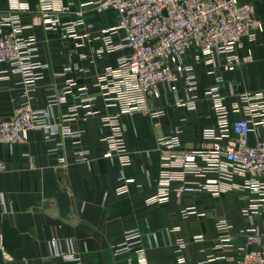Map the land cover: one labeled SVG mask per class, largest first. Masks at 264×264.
<instances>
[{
  "label": "crops",
  "instance_id": "crops-1",
  "mask_svg": "<svg viewBox=\"0 0 264 264\" xmlns=\"http://www.w3.org/2000/svg\"><path fill=\"white\" fill-rule=\"evenodd\" d=\"M44 1L0 0V21L19 4L29 8L23 18V24L29 26L31 14L39 13ZM241 1L253 3L264 21V0ZM46 2L63 24L78 20L83 24L73 36H65L61 28L47 30L43 23L28 31L35 36L39 64L35 70L38 79L31 89L32 104L35 109H46L68 83H76L73 94L78 98L69 105L54 106L51 113L61 127L84 131L82 143L89 162H75L79 145L73 139L62 134L48 138L41 130L32 132L25 144L4 147L7 169L0 175V264H73L66 260L70 255L87 264H237L251 249L247 234L255 227L264 234V215L251 222L243 214L251 201L248 197L235 191L220 197L207 190L179 194L181 184L175 182L168 202L147 205L146 201L159 191L163 173L157 145L160 137L178 133L182 151H192L212 145L214 140L206 137L207 131L219 135L214 100L208 94L211 87L219 89L231 122L246 116L243 95L264 91V34L256 43L246 42L254 50V59L234 72L212 68L204 59L189 55L186 62L194 67L196 92L188 93L183 81L175 85V92L162 86L161 97L148 101L150 112L122 115L131 160L123 165L118 156H104L109 146L103 140L102 120L118 115L120 107L98 86L106 69L117 67L118 53L100 54L98 49L105 46L99 39L101 30L115 27L118 15L110 8L99 10L94 0ZM25 80L0 64L1 117H11L25 99ZM77 88L86 91L81 94ZM193 96L197 97L196 109L179 105ZM71 104L80 106L76 115L70 112ZM235 105L240 106L239 112ZM152 112L161 116L153 118ZM60 157L67 160L65 168L59 164ZM121 177L128 179L124 195L116 193ZM5 217L22 238L13 253L2 243ZM222 220L232 226V241L223 246L218 242L221 233L217 227ZM132 230L141 235L144 260L136 252L138 247L117 252ZM180 241L184 247L178 252Z\"/></svg>",
  "mask_w": 264,
  "mask_h": 264
},
{
  "label": "built area",
  "instance_id": "built-area-1",
  "mask_svg": "<svg viewBox=\"0 0 264 264\" xmlns=\"http://www.w3.org/2000/svg\"><path fill=\"white\" fill-rule=\"evenodd\" d=\"M44 2L39 13L31 14L29 26L23 24L29 8L19 4H14L11 14L0 21V64L24 76L27 83L25 99L14 114L6 118L0 116V175L7 169L2 157L4 147L27 143L30 134L37 130L43 131L48 138L62 134L64 138L73 139L79 145L75 162H89V152L82 143L84 131L72 132L61 127L51 113L54 106L69 105L71 99L78 98L79 95L73 94L76 83H68L61 95L49 100L46 109H35L32 104L31 89L38 79L35 70L39 64L35 59L37 42L28 31L33 25L43 23L47 30L61 28L62 34L73 36L76 28L83 24L81 20L63 24L46 0ZM94 3L99 10L110 8L118 15L115 27L101 30L99 39L105 46L98 49L100 54L104 51L118 53L117 67L106 69L98 86L103 87L105 95L120 107L118 115L102 120V128L106 131L103 140L109 146L104 156H118L123 165L131 160L122 115L150 112L148 101L161 97L162 86L175 92V85L183 81L188 93L196 92L195 70L186 62L189 55L193 54L197 60L204 59L212 68L223 67L234 72L254 59V50L247 47L246 42L256 43L264 34V21L257 16L255 5L241 0H94ZM77 90L81 94L86 91L85 88ZM208 94L214 100L219 135L214 130L207 131L206 137L214 140L212 145L192 151H182L178 133L160 137L157 145L162 154L163 173L158 181L159 191L146 204L168 202L175 182L181 184L179 194L207 190L214 197H220L235 191L251 200L243 214L253 222L264 215V91L243 95L246 116L233 122L219 89L211 87ZM196 102L197 97L193 96L185 103L179 101V105L194 110ZM71 105L70 112L76 115L80 106ZM235 111H240L239 105H235ZM151 116L159 118L161 113L152 112ZM59 164L63 168L68 165L64 157L59 158ZM127 183L128 179L120 178L116 188L118 195L128 193ZM252 196L255 198L251 199ZM217 227L221 233L219 244H229L231 224L222 220ZM140 238L137 230L128 231L117 252L127 253L138 247L136 252L144 260ZM246 242L251 249L242 254L237 264H264V234L260 228H253ZM179 247L178 252L184 247L182 241ZM66 260L87 264L73 255ZM180 261L183 263L185 259L180 257Z\"/></svg>",
  "mask_w": 264,
  "mask_h": 264
},
{
  "label": "water",
  "instance_id": "water-1",
  "mask_svg": "<svg viewBox=\"0 0 264 264\" xmlns=\"http://www.w3.org/2000/svg\"><path fill=\"white\" fill-rule=\"evenodd\" d=\"M2 243L10 253H13L22 243L21 236L15 228L11 227L8 217H5L3 222Z\"/></svg>",
  "mask_w": 264,
  "mask_h": 264
}]
</instances>
